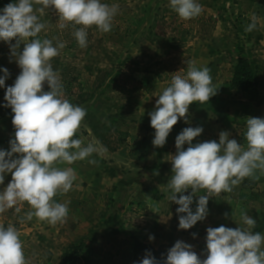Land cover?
<instances>
[{
  "label": "rangeland",
  "instance_id": "374dc122",
  "mask_svg": "<svg viewBox=\"0 0 264 264\" xmlns=\"http://www.w3.org/2000/svg\"><path fill=\"white\" fill-rule=\"evenodd\" d=\"M101 2L109 6L118 5L111 31L105 33L92 26L87 29V33L90 32L101 39V45L108 54L117 55L120 60L129 57L124 71L128 77L135 79L137 89L130 96L114 94L123 98L122 102L130 103L135 111L131 115L133 119H129L123 126L129 133L137 126H142V130L144 126H151L146 114L155 110L158 96L169 86L172 77L176 74H186L188 61H195L200 68L208 67L213 85L228 89L236 62L237 43L251 52L260 68L259 84L246 94L249 98L255 99L257 94L264 91V51H261V43L254 44L258 34H261L264 0H196L202 11L197 17L189 20H183L178 16L172 9L170 0H101ZM211 5L215 8L210 7ZM33 7L39 9L42 5L34 3ZM36 14L39 21L45 24V28L38 34L42 40L45 38L51 40L53 46L60 42L65 44L59 55L51 60L52 67L53 61L57 58L81 67V60L85 56L79 44L71 47L75 38L73 33L81 26L68 24L61 29L59 16L52 8L45 9L43 14L39 11ZM253 15L257 17V26L251 32H247L245 29L252 22ZM12 44H15V40ZM4 68L8 69L9 76L5 80V85L0 87V110L8 108L9 112L0 111V133L4 130L12 134L14 113L10 107L4 106L7 103L4 97L7 87L14 85L21 69L11 56L9 44L0 41V77L4 75L2 71ZM146 68L152 70V73L144 71ZM89 85V78L82 71L79 81L74 84L75 90L80 88L89 90ZM204 104L208 103L193 102L189 106L187 122L183 119L185 126H192L196 109ZM88 105L85 104L83 108H88ZM91 110L101 114L103 119L106 118L99 105L96 104ZM85 126L87 124L83 121L81 127ZM81 131L82 129L78 133ZM79 139L85 145L94 144L96 151L88 158L68 165L76 173L77 179L73 182V187H76V192H80L81 199H71L72 202L68 203L63 200L62 204H66L69 209L64 222H58L53 226L36 217L27 220L26 213L31 208L25 206L21 209L22 203L17 205L21 209L19 213L15 208L0 213V216L7 219L4 226L11 224L20 233L28 264H62L63 251L83 237H88L90 229L95 225L93 235L96 242H89L84 257L74 264H140L142 260L133 259L135 241L150 244L155 249L173 247L178 240L183 241L192 245L193 251L201 259H205L207 229L221 225L233 229L245 227L241 220L242 212L256 220V225L251 231L264 235V189L258 187L256 177H253L246 186L242 182L234 186L231 192L210 195L206 218L198 221L192 228L182 230L179 229L181 214L176 211L179 205L169 201L170 191H161V187H166L172 175L170 162L166 163V167L164 166L166 171L163 172V149L155 150L153 161L149 158L146 165L141 166V163L136 165V161L127 160L129 156L132 157L131 152L134 148L141 150L128 146L132 141L127 140L123 146L128 147L127 155V151L122 154L119 150L114 153L108 152L95 141L88 140L87 136H80ZM165 152L169 153L168 150ZM165 157L166 160L171 158L169 154ZM89 160H95L96 163L91 164ZM88 168L91 174L89 177L84 172ZM109 170H114V177H111ZM135 170L143 177L128 179L127 172ZM115 171L119 173L118 176L123 177L121 183L114 180L117 177ZM81 174H84L85 181L79 179ZM11 179L12 174L6 173L4 183L0 185V192L7 187ZM150 187L157 189L163 197L160 199L147 197L143 190ZM177 195L179 197L180 194ZM184 195H191V192H185ZM204 195H209L206 190H200L193 196V203L190 205L193 212L197 208L199 196ZM108 219L113 221L104 223ZM150 236L154 239L150 240Z\"/></svg>",
  "mask_w": 264,
  "mask_h": 264
},
{
  "label": "clouds",
  "instance_id": "9594fccd",
  "mask_svg": "<svg viewBox=\"0 0 264 264\" xmlns=\"http://www.w3.org/2000/svg\"><path fill=\"white\" fill-rule=\"evenodd\" d=\"M34 3L42 7L34 9ZM170 5L183 20L195 18L202 11L196 0H170ZM49 8L58 14L61 29L68 24L81 26L73 35L79 46L85 48L88 28L96 26L102 32L111 31L118 5L109 6L101 0H18L0 10V41L9 44L11 56L21 69L4 97L7 102L4 106L14 113L15 134L10 151L0 150V185L6 173L12 174L11 182L0 192V213L12 208L19 213L21 209L17 205L27 202L31 208L26 213L27 220L36 217L55 226L66 220L69 209L53 198L70 191L77 179L73 168L62 169L56 165L84 160L96 147L75 138L87 112L64 98L59 74L51 64L65 44L53 46L51 40L38 38L45 24L39 21L36 12L43 14ZM251 20L245 29L247 32L257 26L255 15ZM187 65L186 74L172 77L169 86L158 96L155 110L149 113L150 125L155 130L152 141L155 147L166 144L173 126L181 118L187 122L193 102H209L217 94L208 67H197L195 61H188ZM2 71L0 87L9 76L7 68ZM45 83L49 91H44ZM202 132V127H186L176 136V153L170 160L171 178L166 187L159 186L162 192L170 191V202L179 205L176 211L181 214L179 229L182 230L206 218L210 195L231 192L245 178L254 177L257 170L264 173V118L246 119V148L236 139H230L227 131L219 133V142L193 144ZM13 154H19V158L14 159ZM89 163L96 161L89 160ZM200 190H206L209 195L199 196L193 212L190 205ZM188 191L191 195H184ZM241 220L245 227L233 229L221 225L207 229L205 259L193 251L192 245L178 240L168 250L164 264H264V235L251 231L256 220L246 212L241 213ZM0 264H28L20 233L11 224L7 228L0 224ZM140 264L158 262L149 252Z\"/></svg>",
  "mask_w": 264,
  "mask_h": 264
},
{
  "label": "trees",
  "instance_id": "16d2710c",
  "mask_svg": "<svg viewBox=\"0 0 264 264\" xmlns=\"http://www.w3.org/2000/svg\"><path fill=\"white\" fill-rule=\"evenodd\" d=\"M15 3L14 0H0V10H2L7 4ZM210 7L215 8L214 5ZM88 32L87 35V47L81 48V52L84 54L82 66L78 67L70 62H63L59 58L53 62V70L59 74L60 82L63 86L64 98L72 101V104L83 107L85 104H89L86 108L87 115L84 121L87 124V129H82L80 133H77L75 138L80 136H92L98 143L106 149L108 152L114 153L120 150L126 143L129 132L123 129L131 115L134 114V109L128 102H122L123 98L115 96V93L132 95L137 89L136 81L132 77H128L125 74L129 57L125 60H120L117 55H110L106 51L105 47L101 45L102 40L98 39ZM38 38L42 40V37L38 35ZM262 40V35L258 34L254 44L259 45ZM16 43V41H15ZM78 44L76 38L72 41L71 47H75ZM21 52L23 50V44L20 45ZM236 62L233 66V74L231 81L228 83V89L238 90L243 93H248L259 84V66L251 52L240 44L235 45ZM84 71L89 78V90H75L74 84L79 81L80 75ZM144 71L152 73V70L146 68ZM134 84V85H133ZM45 91H49L47 83L44 85ZM99 105L106 118L103 119L101 114L92 111L95 105ZM9 112V109L0 110ZM135 121V120H134ZM206 142V141H202ZM218 142V141H216ZM111 177H114V170H109ZM255 177V176H254ZM253 177L245 178L242 183L244 186L248 182L252 181ZM147 197L152 199H160L163 197L155 188H145L143 190ZM113 219H108L104 223H111ZM93 226L89 231L88 237H83L75 244L69 245L62 253V264H74L81 260L87 249L89 242H96ZM93 235V236H92ZM172 246L167 248L155 249L152 245L144 243L142 241H135L133 245V259L138 261L142 260L147 253H151L158 264H164L166 260L167 252Z\"/></svg>",
  "mask_w": 264,
  "mask_h": 264
},
{
  "label": "crops",
  "instance_id": "0c3cea01",
  "mask_svg": "<svg viewBox=\"0 0 264 264\" xmlns=\"http://www.w3.org/2000/svg\"><path fill=\"white\" fill-rule=\"evenodd\" d=\"M262 19L263 21L261 22V26H260L261 27L260 33L262 35V40L260 41V43H261V51L263 52L264 51V16ZM216 89L218 90L217 94L213 96L209 102H207L208 104L198 106V108L196 109L192 121V126H185L183 123V118H181L178 121V123L173 126L172 131L167 137L166 144L163 147H155L153 145L152 141L154 139L155 130L151 126H144L143 130H142V126H137V128L134 131H130L127 140L128 142L132 141V143H129L128 146L138 147L141 150L140 151L135 150L134 148L133 151L131 152V154L133 155L130 154L132 157L129 156L127 160L132 162L136 161L135 162L136 165L141 163V166H145L146 165L145 163L149 161V158L150 160L152 159L153 161V153L155 152V150L163 149V172H164L166 163H169L171 160V158L166 160L165 155L169 154V157H171V155H174L176 153L175 138L186 127L203 128V132L199 137L193 140V144L202 141H212V140L219 142V133L221 131H227L230 133V137H229L230 139H236L238 143H240L242 146L246 148L247 147L245 140L246 119L248 117L264 118V91H261L259 94H257L255 99H252L249 98V95H247L246 93H243L238 90H230L226 88L223 89L220 85H217ZM146 115L149 117L147 118V120L150 122L149 113ZM87 127L88 126L81 127V129H87ZM146 127L149 128L146 129ZM11 129H12V134L5 132L4 130L3 133H0V150L10 151V141L14 139V134H15L14 126H11ZM140 132H142V134H140ZM87 137L88 140H93L98 146H101L94 137L90 135ZM82 140L86 141L85 138H82ZM187 147L188 145L185 144L184 145L185 150L187 149ZM165 150H168L169 153H166ZM126 151L128 152L127 155H129L127 146L125 148L123 147L122 150H119V153L121 154L126 153ZM13 158L14 159L19 158V154H13ZM61 165L58 164L56 166L60 168L61 167L68 168L69 164H61ZM72 165H74V163ZM169 165H172L171 162L169 163ZM84 172L87 175V177L91 175L89 168ZM117 174L119 173L116 172V175ZM126 177L128 179L135 180L136 177L141 178L143 176H141L139 172L135 170V171H129V173L127 172ZM255 177L257 178V181L259 183L258 187L261 190H263L264 173H262L260 170H257L255 173ZM84 178H85L84 174H81L79 177V179L80 180L82 179V181H85ZM122 179L123 177L121 178L118 175L117 177L114 178V180L118 182L120 181V183L122 182ZM53 199L57 203H63V200H65L66 203H68V202H72V200H77L81 198H80V192H76V187H72V189L67 193H62V192L58 193ZM25 206H29L27 202L22 203L21 209L22 208L24 209ZM5 220L7 219L4 216H0V224H2L3 222L4 225ZM7 226L8 224L7 225L5 224L4 227L7 228Z\"/></svg>",
  "mask_w": 264,
  "mask_h": 264
}]
</instances>
